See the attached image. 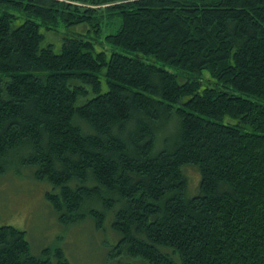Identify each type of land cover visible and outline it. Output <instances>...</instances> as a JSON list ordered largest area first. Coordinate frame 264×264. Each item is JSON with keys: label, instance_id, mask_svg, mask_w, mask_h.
<instances>
[{"label": "trees", "instance_id": "1", "mask_svg": "<svg viewBox=\"0 0 264 264\" xmlns=\"http://www.w3.org/2000/svg\"><path fill=\"white\" fill-rule=\"evenodd\" d=\"M13 164L63 222L109 225L113 259L264 264V0H0ZM0 264L70 262L3 223Z\"/></svg>", "mask_w": 264, "mask_h": 264}, {"label": "rangeland", "instance_id": "2", "mask_svg": "<svg viewBox=\"0 0 264 264\" xmlns=\"http://www.w3.org/2000/svg\"><path fill=\"white\" fill-rule=\"evenodd\" d=\"M57 35L48 31L47 39L57 40ZM103 39L101 35L96 44L100 45ZM189 175L191 186L196 185L197 170L190 168ZM49 189L51 184L37 179L32 168L13 164L0 178V224H12L25 230L37 254L44 248L61 247L70 264H148L140 258L133 262L131 257L122 260L110 257L118 236L109 225L99 229L91 217L75 222L60 220L46 198Z\"/></svg>", "mask_w": 264, "mask_h": 264}]
</instances>
